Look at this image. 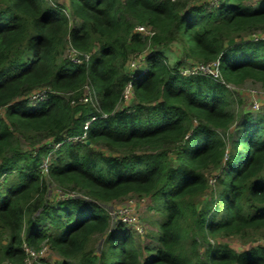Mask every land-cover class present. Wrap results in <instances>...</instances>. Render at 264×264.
<instances>
[{"label": "trees", "instance_id": "obj_1", "mask_svg": "<svg viewBox=\"0 0 264 264\" xmlns=\"http://www.w3.org/2000/svg\"><path fill=\"white\" fill-rule=\"evenodd\" d=\"M257 32L264 0H0V264H24L25 246L57 264H264L263 243H213L264 238V121H241L228 88L264 83V41L245 38ZM171 44L173 65L156 48ZM70 45L90 60L73 63ZM216 60L221 79L182 74ZM92 117L85 142H64ZM131 196L162 217L157 246L112 225L105 207Z\"/></svg>", "mask_w": 264, "mask_h": 264}, {"label": "rangeland", "instance_id": "obj_2", "mask_svg": "<svg viewBox=\"0 0 264 264\" xmlns=\"http://www.w3.org/2000/svg\"><path fill=\"white\" fill-rule=\"evenodd\" d=\"M206 0H188L191 4H201ZM50 3H61L65 5L68 3V0H49ZM66 8L68 5H65ZM259 33V32H257ZM252 38L250 35L248 38ZM160 51H162L167 58L170 64H175L177 60H179V50L177 44H171L168 46H160L156 47ZM151 49V48H150ZM149 49V51H150ZM146 65L145 62L143 64L140 62L139 65L136 66V70L144 68ZM196 66L195 64L188 65L183 68V70H187ZM130 68V66H129ZM229 94H230V102L232 109L237 113L238 117L244 116L245 114L250 113L253 119H263L264 121V83L254 80H249L239 86L229 85ZM258 105V109H256V105ZM240 121V122H241ZM238 121L235 126L232 127V131L238 129V125L240 124ZM264 126V125H263ZM28 143L22 140V147L24 149L28 148ZM51 193H53L55 186H50ZM129 202L134 204V212L138 219L139 225L142 227L141 233H136L134 228L131 227L130 229L133 231L137 245L144 249L145 247H154L158 245L157 242V235L159 234V224L162 221V217L160 214L155 212L153 207L155 206L154 203L149 198H140L136 196L128 197L120 202H116L114 205L112 204L111 207L116 205H124ZM113 223V221H112ZM263 238H254L253 240H246L243 241L238 237H226V238H219L217 240H213V243H223L228 244L232 248L236 249L237 251L247 250L255 245L259 244ZM104 238L96 236L93 240L89 243V249H95L97 252H100L102 247H104ZM143 255H147V252L144 251ZM44 259L42 262L40 259L33 260L31 264H57L60 261V258L54 254L51 250L47 251L45 255H43Z\"/></svg>", "mask_w": 264, "mask_h": 264}, {"label": "built area", "instance_id": "obj_3", "mask_svg": "<svg viewBox=\"0 0 264 264\" xmlns=\"http://www.w3.org/2000/svg\"><path fill=\"white\" fill-rule=\"evenodd\" d=\"M136 31L138 33H140L143 37H149L151 38L155 32L153 31V29L151 27H147V26H138L136 28ZM252 41H264V33H254L251 35ZM67 56L70 58V60L73 63L76 64H80L83 61H89L90 60V55L86 54V53H81L79 50H77L76 48H74L73 46H69L68 50H67ZM140 62L143 64L144 62V57H137L135 58L131 63H130V68L133 71H136V66L140 64ZM196 66L189 68L187 70H182V74L183 75H192V74H202L205 76H211L213 78H217V79H221V73H220V62L219 60H216L214 62L208 63V64H195ZM137 70H139L137 68ZM52 91L50 89L47 88H43L40 90H37L36 92L32 93L29 96V101L30 103H36L39 101H44L47 99L49 93H51ZM132 84L129 83L126 87V90L124 92V101L125 103H129L132 99ZM81 101L83 103H88L90 101H92V98L89 94V87H86V93L84 95V97L81 99ZM256 105V109H258V105L255 103ZM96 120V117H92L88 122H86L85 126H84V132L81 135L78 136H68L66 137V139L64 140V142H85L87 139V131L91 125V122ZM62 145V143H56L54 145L55 149H58L60 146ZM48 165H49V159H46L45 162L43 163V170L45 172H48ZM211 183L214 184L215 180H211ZM58 194L60 195V198H68V197H74L77 196L76 193H69V194H65L64 192L58 190ZM134 204L132 202H129L127 204L124 205H116L114 207L111 206H107L105 207V210L107 211V213L109 214V216L111 217V221H113L112 225L115 224H123L124 226H126L127 228H131L133 227L136 233H141L142 232V227L139 225L138 219L135 215L134 212ZM260 243L264 244V238L261 240ZM24 250L26 252V259L24 264H31L33 260L36 259H40V261L42 262V259H44V257H42L43 255H45V253L47 251H49V247L48 246H44L41 250L39 251H35L34 249L25 246ZM43 263V262H42ZM46 264V263H44Z\"/></svg>", "mask_w": 264, "mask_h": 264}, {"label": "crops", "instance_id": "obj_4", "mask_svg": "<svg viewBox=\"0 0 264 264\" xmlns=\"http://www.w3.org/2000/svg\"><path fill=\"white\" fill-rule=\"evenodd\" d=\"M69 1V0H68ZM65 5H69V2L68 3H66Z\"/></svg>", "mask_w": 264, "mask_h": 264}]
</instances>
